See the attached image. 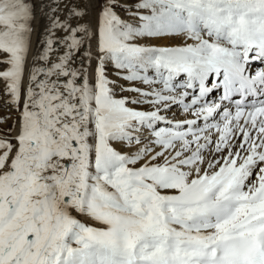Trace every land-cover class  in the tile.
<instances>
[{
  "label": "snow or ice",
  "instance_id": "6c2138e0",
  "mask_svg": "<svg viewBox=\"0 0 264 264\" xmlns=\"http://www.w3.org/2000/svg\"><path fill=\"white\" fill-rule=\"evenodd\" d=\"M36 2L0 0V264H264V0H40L29 62Z\"/></svg>",
  "mask_w": 264,
  "mask_h": 264
},
{
  "label": "bare ground",
  "instance_id": "6f19581e",
  "mask_svg": "<svg viewBox=\"0 0 264 264\" xmlns=\"http://www.w3.org/2000/svg\"><path fill=\"white\" fill-rule=\"evenodd\" d=\"M38 1V0H37ZM46 24V20L42 19L41 17V8L39 6H36V19L35 21L33 22V25H34V31H33V34H32V51L31 53L29 54V62H31V56L32 54H34L37 50V47H38V40L40 39V34L42 32V29L43 27L45 26ZM59 35V33H58ZM155 43H162L160 41H154ZM261 65L259 64H254L253 65V69H255L256 67H260ZM220 94H216V93H213L210 95V99H215L217 98ZM174 111H176L174 109ZM184 116V113L180 112L178 113V118H183Z\"/></svg>",
  "mask_w": 264,
  "mask_h": 264
},
{
  "label": "rangeland",
  "instance_id": "374dc122",
  "mask_svg": "<svg viewBox=\"0 0 264 264\" xmlns=\"http://www.w3.org/2000/svg\"><path fill=\"white\" fill-rule=\"evenodd\" d=\"M36 6H39L40 7V0H38L37 2H36ZM121 15L123 16L124 15V13H121ZM125 18H127V17H125ZM121 83H124L123 81H121ZM130 93H124V95H129ZM5 112H6V110L5 109H3V108H0V116H2V115H4L5 114ZM13 118H15V114H13ZM9 123H11V121H9Z\"/></svg>",
  "mask_w": 264,
  "mask_h": 264
}]
</instances>
